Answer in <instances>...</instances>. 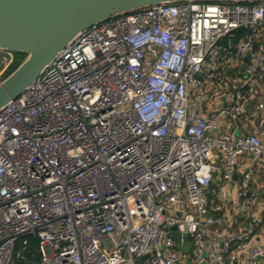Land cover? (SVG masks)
Segmentation results:
<instances>
[{"label":"built area","instance_id":"2783aa9c","mask_svg":"<svg viewBox=\"0 0 264 264\" xmlns=\"http://www.w3.org/2000/svg\"><path fill=\"white\" fill-rule=\"evenodd\" d=\"M243 261L264 264V1L97 22L0 110V264Z\"/></svg>","mask_w":264,"mask_h":264},{"label":"water","instance_id":"95a60500","mask_svg":"<svg viewBox=\"0 0 264 264\" xmlns=\"http://www.w3.org/2000/svg\"><path fill=\"white\" fill-rule=\"evenodd\" d=\"M181 1L264 0H0V50L26 56L0 82V110L21 94L80 31L121 13ZM171 230L178 249L188 252L190 243L179 245L180 234L174 227Z\"/></svg>","mask_w":264,"mask_h":264},{"label":"trees","instance_id":"16d2710c","mask_svg":"<svg viewBox=\"0 0 264 264\" xmlns=\"http://www.w3.org/2000/svg\"><path fill=\"white\" fill-rule=\"evenodd\" d=\"M14 60L12 62V65L9 67L7 72L4 74L3 79L7 77L9 74H11L24 60L26 57L24 54L21 53H13ZM27 246L26 248V255L28 258H30L31 261L36 262L39 258V252H38V241L35 238L26 237L20 240L19 247H22L24 245Z\"/></svg>","mask_w":264,"mask_h":264},{"label":"crops","instance_id":"0c3cea01","mask_svg":"<svg viewBox=\"0 0 264 264\" xmlns=\"http://www.w3.org/2000/svg\"><path fill=\"white\" fill-rule=\"evenodd\" d=\"M4 57L7 58V56H4ZM2 58H3V55H0V63H1ZM12 58H13V60H14L13 53H12ZM11 65H12V64H11ZM9 67H10V66H9ZM8 69H9V68H8ZM6 72H7V71H6ZM250 125H251V127H250L251 130H255V127H254L253 122H250ZM243 129H244V128H241L242 132H244ZM247 129H249V127H248ZM240 260L242 261V258H241ZM240 264H244V261H243V262H240Z\"/></svg>","mask_w":264,"mask_h":264},{"label":"rangeland","instance_id":"374dc122","mask_svg":"<svg viewBox=\"0 0 264 264\" xmlns=\"http://www.w3.org/2000/svg\"><path fill=\"white\" fill-rule=\"evenodd\" d=\"M3 74L2 75H0V82L3 80Z\"/></svg>","mask_w":264,"mask_h":264}]
</instances>
